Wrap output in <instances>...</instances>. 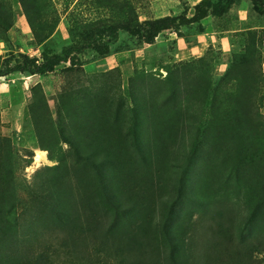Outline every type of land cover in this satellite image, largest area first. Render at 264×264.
Returning <instances> with one entry per match:
<instances>
[{"label": "rangeland", "instance_id": "obj_1", "mask_svg": "<svg viewBox=\"0 0 264 264\" xmlns=\"http://www.w3.org/2000/svg\"><path fill=\"white\" fill-rule=\"evenodd\" d=\"M200 1L37 0L28 12L35 31L19 0H11L15 23L0 35V64L21 53H59L116 22L192 16ZM202 25L183 27L181 35L165 31L152 44L122 31L106 57L85 50L83 65L0 77V178L13 182L7 198L16 193L20 204L11 231L22 257L33 264L42 258L45 264H116L68 248L71 234L62 224L79 215L84 220L93 207L116 216L103 173L123 200L121 239L137 218L150 219L154 241L147 243L158 242L163 264H176L191 244L204 247H195L202 264H214L208 252L216 238L205 228L218 222L223 237L244 241L235 251L230 240L219 247L229 264L251 246L264 259V15L251 0H237ZM43 30L46 38L38 40ZM236 56L240 63L231 71ZM39 151L42 163H36ZM183 178L188 197L171 224L178 254L164 259L171 244L159 221ZM110 252L128 262L136 250L122 243Z\"/></svg>", "mask_w": 264, "mask_h": 264}, {"label": "trees", "instance_id": "obj_2", "mask_svg": "<svg viewBox=\"0 0 264 264\" xmlns=\"http://www.w3.org/2000/svg\"><path fill=\"white\" fill-rule=\"evenodd\" d=\"M236 1L237 0H201L194 6L195 12L192 16H189L188 14L177 16L167 15L155 19H147L140 23L137 22L136 24L125 21L116 22L101 28L97 33L91 34L88 38L83 37L79 42L72 44L59 53L43 54L41 58L21 53L19 56L14 57L13 61L12 59H6L0 64V77L8 76L13 73L46 75L54 72L57 67L64 62L70 63V67L83 65L84 59L80 58V54H84L85 50H90L96 58L106 57L114 52L113 46L116 44L122 31L142 43L152 44L162 33L168 30H174L178 35H181L183 27H197L199 28L198 30H202V21L205 18L210 15L216 17L224 16ZM251 1L255 10L260 15H264V0ZM19 2L25 9V13L28 16L33 30L36 31L34 20L28 12L30 7H32V4L37 2V0H19ZM14 23L15 13L12 8L11 0H0V35L3 37L6 36L8 31L14 26ZM37 38L38 40L46 38L44 30L40 34L37 33ZM236 58L237 56L230 64L231 71L238 67V64L240 63V60ZM133 110L135 111L136 118L139 117L136 105L133 106ZM136 141L139 142L138 138ZM66 142L72 143L69 140H66ZM99 176L100 181L104 186L103 189L104 194L107 197V202L116 210V216L112 219L111 216H113V214H107L106 210L102 211V213L98 212L93 207L91 212H86L90 215L87 214L84 220L80 219L81 215H79L78 217L75 216L72 221L62 223L65 229L70 230L71 234L70 240L66 241L67 247H72L74 251H87L91 256L94 255L93 257L96 259L99 255L103 256L107 261H109L110 258H112V261L115 259L116 264H163V255L158 242H153L152 244L147 243V239L154 241V239L150 237L154 235L149 228L148 221L150 219L143 220V216L137 218L132 225V230L127 233V239H121L119 228L116 229V225L119 220L118 214L120 213L123 200L120 198V193L117 195L110 188H107L103 173L99 174ZM185 182L184 178L181 179L178 185L177 195L168 201V212L165 217L159 221L163 237L171 244L170 250L166 253L164 259L170 257L176 258V255L178 254L176 252V247L173 246V242L171 241V224L174 215L176 214L177 207L181 206L183 199L188 197ZM13 186V182H10L9 180L4 181L0 178V197L7 198V193L11 191ZM13 189L15 188L13 187ZM5 200L6 201L0 202V261H3L4 264H33L30 259L22 257L19 254V241L13 240L14 233L11 231V228L16 227L17 225L14 223L17 222L16 212L20 207L18 197L15 193ZM12 200H16V202L13 203ZM228 213L229 211H225L226 215ZM221 223L222 222H218L217 225L210 223V225L205 228L211 235V238H216L209 244L210 250L208 253L211 254V259L214 264H217L219 261L220 264H229L231 262L228 263V260L225 259V257L230 256L225 254V252H220V248L223 246V241L230 240L232 244L230 249H233V251H235L240 245L244 244V241L241 239V241L237 243L234 239V235H226L223 237V231L220 226ZM182 228L183 227L180 226L179 229ZM141 233H144L141 236L144 240L138 238ZM122 243L124 245L126 244L131 250H136L135 255L130 259L129 255L127 256L129 259L128 262L116 252H110L111 250L116 251L118 248L122 247ZM149 247L152 251L148 249ZM195 247L199 248V250L204 248L191 244L190 247L182 249L180 251V257L182 259V256L185 257L188 255L187 262L181 263L180 259L176 264H202L204 258L197 254L198 249L195 250ZM224 248L225 247L223 246V249ZM254 252L252 246L249 251L244 250L242 252V257L240 258L241 261L236 264H264V259L257 258L254 255ZM214 253H219L216 259L214 258ZM151 255L154 256V263L151 262ZM45 262V259L42 258L39 261V264H45Z\"/></svg>", "mask_w": 264, "mask_h": 264}, {"label": "bare ground", "instance_id": "obj_3", "mask_svg": "<svg viewBox=\"0 0 264 264\" xmlns=\"http://www.w3.org/2000/svg\"><path fill=\"white\" fill-rule=\"evenodd\" d=\"M43 158H44V157H43ZM41 159H42V152L39 151V152L37 153V156H36V163L40 162ZM40 163H42V162H40Z\"/></svg>", "mask_w": 264, "mask_h": 264}]
</instances>
